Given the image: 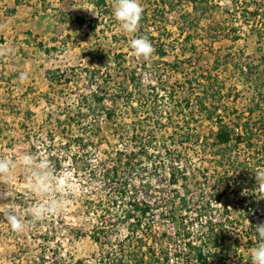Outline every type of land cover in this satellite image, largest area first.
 I'll return each mask as SVG.
<instances>
[{"label": "rangeland", "instance_id": "374dc122", "mask_svg": "<svg viewBox=\"0 0 264 264\" xmlns=\"http://www.w3.org/2000/svg\"><path fill=\"white\" fill-rule=\"evenodd\" d=\"M105 1L109 3L101 6L99 28L96 25L95 32L83 38V48L80 40H74L72 44L59 39H56L59 44L47 47L51 55L41 62L42 73L61 70L64 77L62 81L54 82L53 89L49 85L46 92L37 95L33 102L21 104L15 119L11 118V134L5 137L4 142L1 141L0 158L19 161L22 154L31 153L38 160L49 161L64 203L58 215L32 222L26 209L36 203L37 198L27 191L25 174L18 165L10 182L0 184V191L7 189L9 197L0 200V264H99L107 260L106 253L112 249L119 254H132L138 261L144 257V264H167L170 259H173V264H181V197L184 194L186 198H193L200 192L204 196H213L224 190L222 183L235 180L228 160L215 155L219 148L214 147L211 135L216 132V126L199 115L196 98L201 96V84L205 82L200 80L211 72L225 83V94L229 92L232 96L229 106L238 100L240 113L248 107L245 97L249 93L240 70L249 67L253 69L252 77H260L264 82V40L261 45L263 51L260 52L258 29L252 28L253 22L247 12L254 10L256 3L263 0H238V6L232 0H214L218 7L211 14L212 27L206 29L209 15L200 16L202 25L198 31L191 29L196 38L192 42L195 51H191L184 41H178L179 32L174 33L175 37L170 42L166 39L165 43L156 46L153 38H157L159 33L151 23L152 19L145 27L139 26L135 33L124 32L113 15V0ZM158 1L140 0L142 6L149 9ZM176 10L180 11L178 5ZM176 20L174 15L167 25H175ZM93 21L87 26L91 31ZM186 24L181 18V30L188 32ZM232 25L238 30L240 40L235 41L234 33H218V30L232 28ZM163 34L166 37L167 32ZM141 36L148 38L155 49L147 60L134 56L130 47L131 40ZM163 49L168 50V56L161 59L157 52ZM184 50L187 52L185 55ZM120 55L122 57H118ZM176 57L179 69L173 71L170 66L175 64ZM81 58L84 61H80ZM215 67L219 68L217 73L212 72ZM131 70H137L139 83L144 88L156 87L164 96L174 89L175 101L181 102L185 110L177 108L174 101H162L156 106L159 109L157 119L163 125L145 127L153 139L151 155L165 150L170 152L167 155L163 153L159 162L150 158L142 163L145 182H153V192L146 200L153 203L154 198L157 202L159 200L154 205L159 209L151 214L147 226L128 237V226L122 223L128 201L118 194V181L106 182L104 174L112 170L117 153L128 155L132 150L138 152L140 141L135 139L133 122L135 119L145 121L147 114L141 112L135 116L132 110L120 105L117 124L113 125L99 115L101 132L91 133V117L85 116L89 115L86 110L79 116L78 105L83 97H90L91 92L107 80V74L113 88L126 87L129 83L127 74ZM160 84L166 92H161ZM185 99L190 102L188 107ZM147 104L152 106L151 101ZM20 112H24V122L16 119ZM98 114L92 113L91 116ZM168 122L172 125H167ZM140 131L138 129L137 134ZM82 133L87 136L81 145L78 141L82 139ZM172 142L181 145L178 148L180 161L175 165L169 162L170 156L177 155L173 152L174 146L171 147ZM254 142L264 146V133L259 134ZM220 152L223 153V149ZM176 166H180L181 171H176L179 181L173 185L169 171ZM129 168L123 164L120 171L123 173ZM233 184L236 192L238 186ZM144 194H140L141 200ZM9 208L21 210L26 224L23 232L12 231L4 221L3 214ZM102 229L106 238L96 242L93 235Z\"/></svg>", "mask_w": 264, "mask_h": 264}, {"label": "trees", "instance_id": "16d2710c", "mask_svg": "<svg viewBox=\"0 0 264 264\" xmlns=\"http://www.w3.org/2000/svg\"><path fill=\"white\" fill-rule=\"evenodd\" d=\"M232 1L236 6H238V0ZM180 4L182 7H184V9L191 8V11H181V18L186 21V25L189 28H186L188 32H186L185 30H180V32L182 31L181 36H183V41L185 42V44L190 46L191 51H195L196 47L194 46V44H192V42L196 38H194V31L192 32L191 29L198 31L199 27H201L202 25L200 16H209L213 13V10L218 7V5L215 4L214 0H159L157 5L153 6V11L151 14V23L157 27V32L159 33L157 38H153V40L156 41V46H159L161 45V43H165L167 41L166 39L169 40L173 36V33L169 32L167 29L168 19L166 18V15L172 12L175 9V6ZM97 5L99 7H101L102 5L104 6L106 5V1H97ZM167 7H169V9ZM247 15L248 18L252 19V28L258 29L257 43L261 46L263 44L262 41L264 40V0L260 4L256 3L255 9L251 11L249 10L247 12ZM211 18L212 15L208 19L209 22L208 24H206V29L212 27V24H210ZM144 22H148L147 11L145 9L140 21V25H142ZM92 23L94 24V27H92L91 29L95 30L98 22L97 20H94ZM83 24L84 23L81 22V25ZM223 29V31L218 30V33H234L236 35V38H234L235 41L241 39V36L238 35V30L235 29L233 25L232 28L226 27ZM163 32H167L166 37ZM167 45L171 47V44L168 43ZM40 47H42V45H40ZM258 49L260 52L263 51L262 46ZM167 51L168 50L166 49L159 50L157 54L161 59H164L168 56ZM185 53L187 52H185L184 50L183 54L185 55ZM118 57H122V55ZM177 59L178 57H176L175 64H172L170 66L173 68V71L175 69H179V66H177ZM218 70L219 68L215 67L212 69V72L217 73ZM88 71L91 75L92 72L90 70ZM60 72L61 70H56L49 71L47 73L51 89H53L54 82L58 80L62 81L64 75H61ZM128 73L129 74H127V80L129 81V85L127 84L126 87L119 88H113L111 86V77L107 74V80L104 81L102 85H99L97 87L98 90L96 89L94 92H91L90 97L82 98L78 105V115L80 116V113L82 114V111L84 110L89 113V115L87 114L85 116L91 117V129H93L91 133H93L94 131L101 132L98 118L100 117L99 115L103 116L104 119H106V121H108L109 123L113 125L117 124L119 119L118 109L120 105L127 110H132L135 116L141 112H145L147 114L145 121L135 119V121L133 122L135 128V139H138L140 141V148L138 152L137 150H132L128 155L124 153H117L116 163L112 167V170H107L104 174L106 182H110L111 180L112 182H114L115 180L118 181V187L116 188L118 194L123 200L128 201V207L122 214V223L128 226V237H131V235L136 234L137 231H140L142 228L147 226V222H150L151 214L159 209V206L154 207L155 203H159V200L157 202V199L154 198V203L146 200L147 197L150 198V194L153 192V182H145L146 178L143 174L142 163L146 159L150 160V158L155 159L159 162L161 159H163V153L167 155V153L170 152L165 150L164 152H158V155H151L153 139L152 137L148 136L149 130H146L145 127L150 126L151 124L163 125L160 124L159 119H157V113L159 109L158 106H156L162 103V101H174L177 108L182 107L184 110L185 107L181 106V102L179 103L178 101H175L174 89L171 92H168L167 96H164L163 94L158 92V88L156 87H142L137 77V70H131ZM94 74L96 75V73ZM252 76H254L253 69L248 67L246 82L248 84L247 90L249 95L245 97V100L247 102L246 105H248V107L241 113L239 112V108L237 107L238 100L231 102V106L228 105V103L232 101L233 98L232 96H230L229 92L225 94L227 88L225 86V83L219 80L218 76H215L214 74L212 75L210 72L206 77L200 80L205 82L201 84L203 88L201 96H197L196 98L197 109H199L200 116L203 115L206 121H209L216 126V132L211 135V139L213 141L214 147L219 148L215 155H219L218 157H221L223 160H230L231 154L228 155L225 150L232 152V148H230L229 145L239 140L238 138L233 137V127L243 128L244 141L247 143H253L259 134L264 133V82L261 81L260 77L253 78ZM160 85L162 87L161 92H166L167 90H163V84ZM148 101H151V107L147 104ZM185 103L187 107L188 105H190V102L186 99ZM96 112L100 114L91 116L92 113L94 115ZM168 120H170V118H168ZM136 121H139V123H137ZM167 125H172V123L168 122ZM165 126L162 127L167 128ZM136 129H141V131L137 134ZM81 136L82 139H80V141L78 142L82 145V143L86 141L85 137L87 136V134L82 133ZM88 141L91 142V138H88ZM207 141H209V139H207ZM183 143L185 142H182L181 144ZM172 146H174L173 152H176L177 155L170 156L169 162L171 163V165H175L180 161L181 151L178 148L181 147V145H177V142H172L171 147ZM86 147H88V144ZM166 148L168 147L166 146ZM222 149L223 153L220 152ZM85 161L87 164V160ZM124 161L126 163H124ZM123 164L130 168L128 171L125 170L122 173V171H120V168ZM156 164L157 162H154V165ZM176 171H181L180 166L173 167V170L169 171L170 180L172 181L173 185H176L179 181L176 179ZM143 193H145V196H143L144 199L141 200L140 194ZM104 229H102L99 234L95 233V235H93V239L96 242H101L104 238H106ZM106 256L107 260L100 261L99 264H111V262L113 264H144L145 259L144 257H142L138 261L133 258L132 254H119L117 250L113 249L111 251H108L106 253Z\"/></svg>", "mask_w": 264, "mask_h": 264}, {"label": "crops", "instance_id": "0c3cea01", "mask_svg": "<svg viewBox=\"0 0 264 264\" xmlns=\"http://www.w3.org/2000/svg\"><path fill=\"white\" fill-rule=\"evenodd\" d=\"M97 1L0 0V46L11 50L0 55V149L5 137L11 134L10 121L15 117L17 109H21V104L33 102L37 95L45 93L49 88L47 73H42L40 66L41 62L50 58L51 50H47V47L52 48L59 44L56 41L59 39L68 40L72 44L74 40H80L83 48V38L90 37V33L95 32L87 27L91 20L98 21L97 29L101 22L102 10ZM181 7V4L178 5V12L175 6V9L166 15L168 22L174 15L177 16L175 25H167L168 31L173 33L169 42L175 37V32H179L176 33L178 41H183L180 32ZM143 8L147 11L148 22L139 24L140 27L150 23L153 11V7ZM184 10L191 11V8ZM81 22L84 24L81 25ZM80 61L84 59L81 58ZM22 72L27 73L28 77L24 81L18 78ZM244 83L246 87L248 84L245 81ZM43 86L45 89H42ZM23 113L20 112L16 119L24 122Z\"/></svg>", "mask_w": 264, "mask_h": 264}, {"label": "built area", "instance_id": "2783aa9c", "mask_svg": "<svg viewBox=\"0 0 264 264\" xmlns=\"http://www.w3.org/2000/svg\"><path fill=\"white\" fill-rule=\"evenodd\" d=\"M247 72L240 70L245 82ZM233 137L239 140L229 145L228 162L235 180L222 183L224 190L213 196L181 197V264H251L255 226L264 221V192L253 174L264 169V146L245 142L242 127H233Z\"/></svg>", "mask_w": 264, "mask_h": 264}, {"label": "clouds", "instance_id": "9594fccd", "mask_svg": "<svg viewBox=\"0 0 264 264\" xmlns=\"http://www.w3.org/2000/svg\"><path fill=\"white\" fill-rule=\"evenodd\" d=\"M144 8L140 0H113V15L119 22L121 29L126 33H135L139 28ZM133 55L145 60L151 58L155 49L146 37H137L130 44ZM10 49L0 46V55L10 52ZM19 80H26L27 73H21ZM19 165L26 177V189L32 193L37 202L29 206L26 211L32 222L44 220L48 216L58 215L63 207V194L57 188V181L53 166L44 159H37L31 153H24L19 161L0 158V184L10 182L13 170ZM256 186L264 192V169H258L253 173ZM9 199L7 189L0 191V200ZM222 206V205H221ZM4 221L14 232H23L26 224L19 208H9L3 214ZM257 242L250 250L251 264H264V222L255 226Z\"/></svg>", "mask_w": 264, "mask_h": 264}]
</instances>
